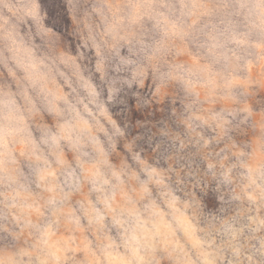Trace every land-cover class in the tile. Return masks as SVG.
Instances as JSON below:
<instances>
[{
  "label": "rangeland",
  "instance_id": "obj_1",
  "mask_svg": "<svg viewBox=\"0 0 264 264\" xmlns=\"http://www.w3.org/2000/svg\"><path fill=\"white\" fill-rule=\"evenodd\" d=\"M0 264H264V0H0Z\"/></svg>",
  "mask_w": 264,
  "mask_h": 264
},
{
  "label": "clouds",
  "instance_id": "obj_2",
  "mask_svg": "<svg viewBox=\"0 0 264 264\" xmlns=\"http://www.w3.org/2000/svg\"><path fill=\"white\" fill-rule=\"evenodd\" d=\"M157 64H158L157 72L160 75H168L169 72L171 71L168 68V65L164 61L158 60ZM149 70H151V65L149 66ZM20 100H21L22 104L27 102V98L23 94L20 96ZM36 102L39 103L38 100ZM50 120H51V118H50ZM34 131L36 132L37 135L40 134L39 128H35ZM99 134H100L101 139H104V131L102 128L99 129ZM8 155H9V153H8L7 148H6L5 152H4V162H3V168H2V171H3V181L2 182L5 185V187L3 188V192L5 193V195L8 194V188L10 187V185L7 184L8 179L10 177L14 176L17 172V168L8 163ZM113 158L118 160V157L115 155L113 156Z\"/></svg>",
  "mask_w": 264,
  "mask_h": 264
}]
</instances>
